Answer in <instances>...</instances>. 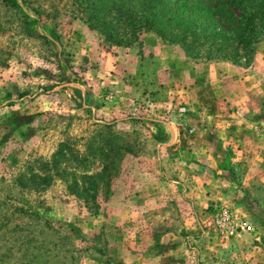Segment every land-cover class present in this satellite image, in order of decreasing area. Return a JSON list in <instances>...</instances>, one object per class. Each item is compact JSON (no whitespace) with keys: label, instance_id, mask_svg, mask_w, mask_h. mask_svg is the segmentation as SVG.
<instances>
[{"label":"rangeland","instance_id":"1","mask_svg":"<svg viewBox=\"0 0 264 264\" xmlns=\"http://www.w3.org/2000/svg\"><path fill=\"white\" fill-rule=\"evenodd\" d=\"M17 2L0 0V264H264V131L230 160L221 115L264 123V41L225 78L153 32L112 46L87 0Z\"/></svg>","mask_w":264,"mask_h":264},{"label":"trees","instance_id":"2","mask_svg":"<svg viewBox=\"0 0 264 264\" xmlns=\"http://www.w3.org/2000/svg\"><path fill=\"white\" fill-rule=\"evenodd\" d=\"M2 1L21 9L17 0ZM87 1L91 28L103 29L116 47H129L142 33L153 32L166 45L179 47L195 63L238 65L251 62L264 41V0ZM23 16L29 18L25 13ZM68 148L62 144L52 164L42 163L46 174L41 184H51L53 168L69 160L65 153ZM96 196L95 192L92 202Z\"/></svg>","mask_w":264,"mask_h":264},{"label":"crops","instance_id":"3","mask_svg":"<svg viewBox=\"0 0 264 264\" xmlns=\"http://www.w3.org/2000/svg\"><path fill=\"white\" fill-rule=\"evenodd\" d=\"M146 39H147V37H146ZM148 39H152V38L148 37ZM156 46H158V45H156ZM160 49H161V47L158 46L157 50H160ZM212 68L213 67H210V70H212ZM214 69L216 71H224V74H221L220 77H225V78L228 77L227 76L228 74H226V73L235 74L237 71L236 66H234L232 64H228V63H222L220 65H215ZM225 78H224V80H225ZM224 80H223V82H224ZM230 108H231V106H230ZM221 115L224 117V119L227 120L226 121L227 122L226 134H225L226 137L223 138L224 143L221 142L222 146L226 150L225 152H223V155H224V157H228L230 160H233V159H235L238 156H241L243 154V151L240 150L239 146H242L241 144H243V143L241 141L243 140V138H246L245 136L247 135V132H250V129L253 130L254 127H256V129H258V131L260 132V134H258L260 136L261 132L264 131V128H262V130H260L261 127L264 126V123L258 122V124H261V126L252 124L253 122L251 120H248V118L246 117L245 111H241L240 109H236V110L226 109V110L221 112ZM236 117H240L241 120L234 123V119ZM159 122H161L159 128H162L164 130V132H165L166 127L168 128L171 125L170 123L168 124L167 122H164V121H159ZM173 127H175V126H171L170 128H173ZM243 130L244 131L249 130V131H245L246 134H239V135L232 134L233 131L235 133L237 131L243 132ZM166 141H168V142L167 143H161L160 145H164V146L176 145L179 140H178V138H175V140H174V134H173L171 139H166ZM259 154L262 157L264 156V155H261L262 154L261 152Z\"/></svg>","mask_w":264,"mask_h":264},{"label":"built area","instance_id":"4","mask_svg":"<svg viewBox=\"0 0 264 264\" xmlns=\"http://www.w3.org/2000/svg\"><path fill=\"white\" fill-rule=\"evenodd\" d=\"M245 227L248 229V231H251L252 230V226L251 225L245 224Z\"/></svg>","mask_w":264,"mask_h":264}]
</instances>
